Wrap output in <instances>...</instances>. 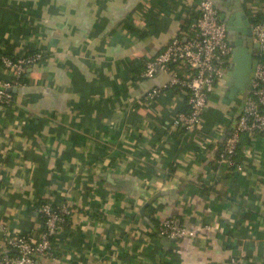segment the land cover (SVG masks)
<instances>
[{
  "label": "crops",
  "instance_id": "1",
  "mask_svg": "<svg viewBox=\"0 0 264 264\" xmlns=\"http://www.w3.org/2000/svg\"><path fill=\"white\" fill-rule=\"evenodd\" d=\"M212 1L251 26L264 12V0ZM199 2L0 0V57L43 56L0 104V253L3 233L43 230L47 201L72 214L43 264H264V135L241 146L240 171L219 160L248 91L225 103L219 81L194 132L173 124L187 90L146 98L169 79L143 78L146 62L190 37ZM164 220L196 234L154 235Z\"/></svg>",
  "mask_w": 264,
  "mask_h": 264
},
{
  "label": "built area",
  "instance_id": "2",
  "mask_svg": "<svg viewBox=\"0 0 264 264\" xmlns=\"http://www.w3.org/2000/svg\"><path fill=\"white\" fill-rule=\"evenodd\" d=\"M196 12L190 37L186 40L173 38L162 51L146 62L141 74L145 79L160 73L169 75L166 83L152 88L146 95L148 99H153L168 88L180 87L187 90L188 109L176 114L173 124L190 132L199 128L209 100L208 91L224 80L231 56L226 24L220 19L214 2L200 0ZM252 30L255 41L260 45L261 56L264 51V22L255 21ZM42 57L39 52L20 58L6 55L0 57L1 65L12 76L10 81H0L1 105L11 104L12 94L9 90L21 88L24 85L21 78L26 67L38 63ZM179 64L190 70L181 77L172 69L173 65ZM243 134L264 135V61L261 60H258L255 67L251 89L243 100L241 112L233 128L225 136L219 153V160L236 171H240L241 167L233 161V156ZM39 213L43 216V230L39 234L3 233L6 249L0 253V264H43L39 259H56L51 249L50 237L57 238L62 233L60 224L72 214V209L64 205L56 211L49 203H44L40 206ZM157 231L160 237L177 240L193 238L196 234L195 231L176 226L172 220H164L158 224ZM237 263L238 260L232 259L228 264Z\"/></svg>",
  "mask_w": 264,
  "mask_h": 264
},
{
  "label": "water",
  "instance_id": "3",
  "mask_svg": "<svg viewBox=\"0 0 264 264\" xmlns=\"http://www.w3.org/2000/svg\"><path fill=\"white\" fill-rule=\"evenodd\" d=\"M220 19L226 24L231 48V63L224 76L227 87L226 98L224 99L226 103L234 100L239 91L242 93L250 91L260 54V45L255 41L252 26L242 10L235 11L231 16L220 13ZM146 205L141 210L142 212Z\"/></svg>",
  "mask_w": 264,
  "mask_h": 264
},
{
  "label": "trees",
  "instance_id": "4",
  "mask_svg": "<svg viewBox=\"0 0 264 264\" xmlns=\"http://www.w3.org/2000/svg\"><path fill=\"white\" fill-rule=\"evenodd\" d=\"M254 20L255 21H259V20H264V12H262V13H259L258 15H255V17H254ZM35 53H37L36 51H35ZM32 54H34V52L32 53V52H30V53H28V54H26V56H29V55H32ZM25 56V57H26ZM259 59L261 60V61H264V51H263V54L261 55V56H259ZM27 68V67H26ZM172 69L175 71V73L177 74V75H179L180 77L181 76H183L185 73H187V72H189L190 70H189V68L187 67V66H183L182 64H179V65H173L172 66ZM22 77H23V75H22ZM21 80H22V78H21ZM23 81V80H22ZM23 83H24V81H23ZM228 132H229V130L227 131V133H226V135L228 134ZM255 135H258V134H253V135H251V134H243L242 136H241V140H242V142H241V140H240V143H239V145H238V147H237V149H236V153H235V155L233 156V161L237 164V163H239V161L237 160L238 159V157H239V153L241 152V151H243L241 148V146H243V144H245V143H249L250 142V138L249 137H253V136H255ZM259 135H263V134H259ZM242 137H243V139H242ZM246 140V141H245ZM245 141V142H244ZM241 143H242V145H241ZM247 145V144H246ZM44 203H49V202H47V201H45V202H42V204H44ZM41 204V205H42ZM50 205H51V208L53 209V210H56V211H59V209L54 205V204H52V203H49ZM40 205V206H41ZM41 215V214H40ZM41 217H42V219H43V216L41 215ZM69 217V216H68ZM68 217H65L64 218V221H63V223H61L60 225H61V229H62V233L64 232V230H65V227H66V225H68V223H69V218ZM157 228H158V225H157V227L156 228H154V235H158V231H157ZM50 242H51V249H52V251H53V254H54V256L56 257V258H58V257H60V251H59V247H58V245H57V242H56V238H55V236H51L50 237Z\"/></svg>",
  "mask_w": 264,
  "mask_h": 264
},
{
  "label": "flooded vegetation",
  "instance_id": "5",
  "mask_svg": "<svg viewBox=\"0 0 264 264\" xmlns=\"http://www.w3.org/2000/svg\"><path fill=\"white\" fill-rule=\"evenodd\" d=\"M242 93V91H239L238 94Z\"/></svg>",
  "mask_w": 264,
  "mask_h": 264
}]
</instances>
